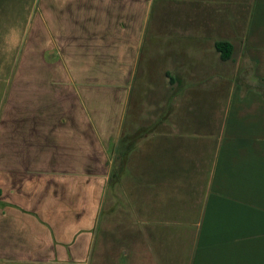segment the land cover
<instances>
[{
  "label": "rangeland",
  "instance_id": "rangeland-1",
  "mask_svg": "<svg viewBox=\"0 0 264 264\" xmlns=\"http://www.w3.org/2000/svg\"><path fill=\"white\" fill-rule=\"evenodd\" d=\"M67 1L0 0V207L21 212L0 215V254L179 264L181 227L197 216L185 197L199 171L205 180L230 99L252 75L244 48L264 33V0L132 1L139 36H71L58 21ZM216 40L232 44L229 59ZM155 124L173 129L138 149ZM129 168L144 171L154 197L141 231Z\"/></svg>",
  "mask_w": 264,
  "mask_h": 264
},
{
  "label": "crops",
  "instance_id": "crops-1",
  "mask_svg": "<svg viewBox=\"0 0 264 264\" xmlns=\"http://www.w3.org/2000/svg\"><path fill=\"white\" fill-rule=\"evenodd\" d=\"M132 1L137 4V0H90L89 5L79 3L84 0L67 1L60 8L58 21L63 25L60 24L59 28L73 29L71 36L85 35L87 30L99 35L113 31L109 35L139 36L140 18L131 13ZM252 34L247 36L252 43L246 42L244 48L252 75L245 79L240 92L236 91L234 101L230 99L226 121L221 124L215 137L216 158L207 170L205 180L199 171L203 181L198 186L191 185L192 191L185 197V204L191 209L195 208L197 216L183 222L185 227H181L186 230L187 252L179 264H264V44H261L264 33ZM175 78L169 77L168 80L176 86ZM176 93L162 94L160 98L165 102L172 101ZM153 128L152 134L143 138V144L140 141L142 146L138 149L147 148L144 147L145 140L152 136H156L159 144L162 132L173 129L159 124ZM131 149L132 152L137 150ZM127 161L130 163L129 157ZM128 172L134 185L137 184L135 195L139 200V215L136 219L138 222L134 223H139L141 231L148 216V202L154 197H146L148 192L141 186H144L146 178L142 169L134 172L129 168ZM148 175L152 182L159 180L154 172ZM151 204V207H155L154 201ZM13 212L20 211L0 207V215ZM141 237L145 238L143 232L137 241ZM132 243L135 245L137 242ZM14 255L0 254V264H46L52 259L50 255L34 253ZM138 255L141 262L142 255L146 254L140 251L132 253L135 258Z\"/></svg>",
  "mask_w": 264,
  "mask_h": 264
},
{
  "label": "trees",
  "instance_id": "trees-1",
  "mask_svg": "<svg viewBox=\"0 0 264 264\" xmlns=\"http://www.w3.org/2000/svg\"><path fill=\"white\" fill-rule=\"evenodd\" d=\"M213 47L214 50L218 53L220 60L224 61L230 58L233 46L229 41L216 40L213 43ZM119 151H120V164H121V160L123 159V154L125 153V149H120Z\"/></svg>",
  "mask_w": 264,
  "mask_h": 264
}]
</instances>
